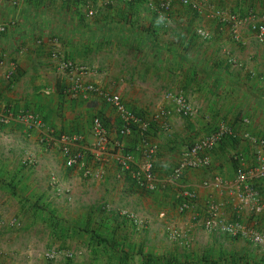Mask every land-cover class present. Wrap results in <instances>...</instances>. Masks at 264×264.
Masks as SVG:
<instances>
[{
	"label": "crops",
	"instance_id": "0c3cea01",
	"mask_svg": "<svg viewBox=\"0 0 264 264\" xmlns=\"http://www.w3.org/2000/svg\"><path fill=\"white\" fill-rule=\"evenodd\" d=\"M161 1L0 0V104L14 114L9 123L0 120V264H264V244L205 226L213 217L264 231V207L241 203L237 184L239 173L257 165L258 146L246 134L264 136V44L248 24L234 38L228 23L181 0H170V17L162 19ZM207 2L241 16L264 13V0ZM54 52L86 65L84 82L120 94L155 122L150 138L160 145V176L173 171L188 145L219 126L228 132L202 152L208 164L166 188L143 189L119 162L114 108L98 95H66L73 76L59 69ZM170 90L183 91L196 113H179L165 97ZM29 111L43 126L19 119ZM94 113L114 144L103 160L89 156L85 175L66 166L47 131L54 139L85 132L91 141ZM215 177L224 179L222 188L203 184ZM263 179L250 183L264 203ZM186 190L194 197L180 211Z\"/></svg>",
	"mask_w": 264,
	"mask_h": 264
},
{
	"label": "built area",
	"instance_id": "2783aa9c",
	"mask_svg": "<svg viewBox=\"0 0 264 264\" xmlns=\"http://www.w3.org/2000/svg\"><path fill=\"white\" fill-rule=\"evenodd\" d=\"M184 3L192 6L193 8L197 7V3L193 0H184ZM170 4V1H166L162 3L161 8L163 10H167L170 8ZM161 8L160 16L162 19H165L167 17V13L165 14L162 12ZM89 13L93 14L94 9H90ZM211 16L220 19L222 22L231 23L236 36H238V28L240 25L249 24L254 30L257 40L264 44V14L252 13L248 16L240 17L230 10L218 8L211 10ZM5 29V25L0 24V31H4ZM199 33L205 38L209 37V34L206 31L200 30ZM53 57L57 60L61 71L71 73L73 76V82L67 88V91L70 92V94H81L85 98L88 97V93L98 95L105 103L114 108L116 114L121 119V135L128 136L137 132L140 136V141L137 143V146L131 150L122 149L123 145H120V142H117L120 145L119 149H121L120 152L122 153L119 157L122 170H124L125 173L143 189L156 191L166 188L167 186L176 184L184 176L185 171L188 169L208 164L209 160L207 157L201 156L202 152L213 148L214 145L222 139L225 133L228 132L226 127L219 126L200 140L188 145L184 149L179 163L173 168V171L162 177L157 173L155 165V157L160 150V145L157 142L148 139L147 136L150 119H148L147 116L127 107L120 94L112 92L95 83H85L82 79V74L86 73L88 70L86 65L79 64L74 60L64 58L63 56L61 57L58 52H54ZM1 63H3L2 59H0V64ZM45 92L51 93V90L47 89ZM166 96L175 103V108L179 113L187 116L194 115L196 113V109L183 93L168 92ZM4 108L5 106L0 104V120L3 123H9L12 121L14 114L9 108L6 110ZM18 117L29 128L43 126V120L40 119L38 114L32 111L21 113ZM155 117L159 116L156 114ZM248 121V119H245V122ZM88 132L91 137L89 144L87 143V136L82 133H63L59 138L55 137L53 140V143L57 144L65 155L66 166L79 167L84 171L85 175H89L92 172L87 165V159L89 156H93L94 159L103 160V158L111 152L110 146L114 144V141H112L109 131L104 124L103 118L99 115H95L91 120ZM246 135L258 146L257 165L249 172L242 171L238 174L237 184L242 183L240 186H243L240 187L243 192H241L239 196L241 203L255 204L256 210L261 211L264 207V203L260 198V193L250 183V180L253 178H264V136L259 137L249 134ZM49 141L51 143L52 140L49 139ZM203 184L205 186H212L215 189H220L224 186L225 181L221 177H215L210 180H205ZM182 196H184V198H182L180 202L181 205L179 209L180 211H185L189 207L188 198L194 197V193L186 190ZM131 218L137 226H144V221L135 214L131 215ZM205 226L208 229L224 232L232 236H246L258 245L264 244V231L257 230L256 228L241 221L227 223L223 220L219 221L218 219L209 217L205 220Z\"/></svg>",
	"mask_w": 264,
	"mask_h": 264
},
{
	"label": "rangeland",
	"instance_id": "374dc122",
	"mask_svg": "<svg viewBox=\"0 0 264 264\" xmlns=\"http://www.w3.org/2000/svg\"><path fill=\"white\" fill-rule=\"evenodd\" d=\"M168 2V1H170V0H163V1H161V4H160V8H161V5H162V3H164V2ZM182 1V3L185 5V6H188L189 8H191L192 10H194V11H197V12H200V11H206L207 12V15L208 16H211V10L212 9H218V8H221V7H216L215 5L213 6L212 4H210L209 5V3L207 2V0H193V1H195L196 3H197V7L196 8H193L192 6H190V5H187L186 3H184V0H181ZM171 2V1H170ZM90 9H93V8H89L88 9V13H89V10ZM171 9H172V3L170 4V8L169 9H167V10H163L162 8H161V11L162 12H164L165 14L167 13V17L165 18V19H168L169 17H170V12H171ZM224 9H227V8H224ZM228 10V9H227ZM231 11V10H230ZM233 12V11H232ZM94 13H95V10H94ZM93 13V14H94ZM159 13H160V9H159ZM233 13H235V12H233ZM252 13H257V12H251L250 14H252ZM93 14H90L89 13V15H93ZM236 14V13H235ZM250 14H248V15H250ZM257 14H261V13H257ZM264 14V13H263ZM238 15V14H237ZM248 15H245V16H248ZM238 16H240V17H244V16H241V15H238ZM212 17H214V16H212ZM216 18V17H215ZM218 19V18H217ZM166 21H168V20H166ZM219 21H220V19H219ZM220 22H222V21H220ZM223 23H225V22H223ZM227 24V23H226ZM230 26H231V30H232V32H233V36H234V38L235 37H237V38H239L240 37V34L238 33V36H236L235 35V33H234V31H233V25L231 24V23H228ZM249 25V24H248ZM241 26H243V25H240V27L238 28V31H240V28H241ZM250 26V25H249ZM251 27V26H250ZM200 30H203V31H206L205 29H203V28H198V30H197V33L199 34V36H202V38H205L203 35H201L199 32H200ZM253 30V29H252ZM254 31V30H253ZM208 34H209V37L208 38H205V39H210L211 38V33L210 32H208V31H206ZM84 81V80H83ZM73 82V81H72ZM85 83H87V82H85ZM72 84V83H71ZM96 84V83H95ZM99 85V84H98ZM67 90V89H66ZM173 93H176V92H180V93H183V91H176V90H174V91H172ZM65 94L66 95H69V96H71V97H79V96H82L81 94H77V95H72V94H70V92H68V91H65ZM184 94V93H183ZM92 94H87V96L88 97H90ZM185 95V94H184ZM186 96V95H185ZM88 97L87 98H85V97H82L83 99H88ZM165 97H166V99H167V96L165 95ZM186 98H187V96H186ZM188 99V98H187ZM188 101L190 102V100L188 99ZM191 103V102H190ZM107 104V103H106ZM192 104V103H191ZM193 105V104H192ZM193 107L195 108V109H197L194 105H193ZM133 110V109H132ZM135 111V110H134ZM33 112V111H32ZM106 112V111H105ZM105 112H103L104 114H102V115H105L106 113ZM137 112V111H136ZM35 113V112H34ZM138 113H140V114H143V113H141V112H138ZM37 114V113H36ZM95 115H99V116H101L102 117V115H101V113L100 114H97V113H94L91 117H90V119H89V127H90V124H91V120L93 119V117L95 116ZM143 115H145V114H143ZM182 115H184V114H182ZM38 116L40 117V115L38 114ZM114 116V114L112 115V117ZM117 116V115H116ZM146 116V115H145ZM156 114H153V118H152V120H154L156 117ZM185 116H187V115H185ZM189 116H192V115H189ZM112 117H110V118H112ZM40 119L42 120V118L40 117ZM157 119H158V117H157ZM103 121H104V119H103ZM117 127V126H116ZM116 127L114 128V131L116 132ZM31 129H33V128H31ZM88 130H89V128H88ZM53 132L54 131H52V130H49V132L47 131V137H48V139H51L52 141H51V143L52 144H54L53 143V140H54V136L55 135H53ZM61 134H63V133H61ZM78 134V133H77ZM81 134V133H80ZM82 134H85L86 136L88 135V133H85V132H83ZM116 134H117V132H116ZM147 134H150L149 133V131H147ZM117 136V135H116ZM148 136V135H147ZM117 138H118V136H117ZM148 139H150V140H152L149 136H148ZM87 140V139H86ZM87 143L89 144L90 143V141H88L87 140ZM59 147V146H58ZM60 149V148H59ZM61 150V149H60ZM61 152H62V150H61ZM243 160V159H242ZM168 174H170V172L169 173H166L165 175H168ZM163 177V176H162ZM251 181V180H250Z\"/></svg>",
	"mask_w": 264,
	"mask_h": 264
},
{
	"label": "trees",
	"instance_id": "16d2710c",
	"mask_svg": "<svg viewBox=\"0 0 264 264\" xmlns=\"http://www.w3.org/2000/svg\"><path fill=\"white\" fill-rule=\"evenodd\" d=\"M66 88H67V86H65V88L62 91H67ZM102 118H103V116H102ZM116 119H117L116 132H117L118 138L116 136V140L115 141L120 142V145H123L122 149H124V150L134 149L137 146V143L140 141V136L137 134V132H134V134H131V135H128V136L121 135L120 134V128L122 126V121H121V119L119 117H117ZM104 124H105V121H104ZM150 124H151L150 128L148 129L149 133L151 132L152 124H153L154 127L156 126L155 122H153V123L151 122ZM126 140L130 142V145L123 144V142L126 141ZM118 147H119V145H117L115 148H118ZM236 160H237V157H236ZM238 160H239V157H238ZM238 160H237V162H238ZM263 181H264V179L260 180L259 182L263 183Z\"/></svg>",
	"mask_w": 264,
	"mask_h": 264
},
{
	"label": "clouds",
	"instance_id": "9594fccd",
	"mask_svg": "<svg viewBox=\"0 0 264 264\" xmlns=\"http://www.w3.org/2000/svg\"><path fill=\"white\" fill-rule=\"evenodd\" d=\"M4 31H5V30H4ZM68 86H69V85H68ZM68 86H67V88H68ZM67 88H66V89H67ZM168 92H172V91H171V90H170V91H167L166 94H167ZM166 94H165V95H166ZM167 99H168L169 101L173 102L171 99H169V98H167ZM173 103H174V102H173ZM174 104H175V103H174ZM149 127H150V126H149ZM148 136H150V135L148 134ZM148 191H149V190H148Z\"/></svg>",
	"mask_w": 264,
	"mask_h": 264
}]
</instances>
